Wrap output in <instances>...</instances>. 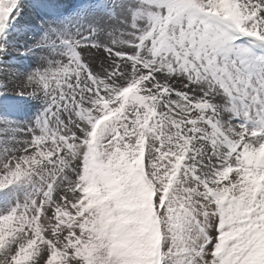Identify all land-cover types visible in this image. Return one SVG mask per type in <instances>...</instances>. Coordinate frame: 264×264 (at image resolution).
<instances>
[{
	"label": "snow or ice",
	"instance_id": "obj_1",
	"mask_svg": "<svg viewBox=\"0 0 264 264\" xmlns=\"http://www.w3.org/2000/svg\"><path fill=\"white\" fill-rule=\"evenodd\" d=\"M0 264H264V0H0Z\"/></svg>",
	"mask_w": 264,
	"mask_h": 264
}]
</instances>
